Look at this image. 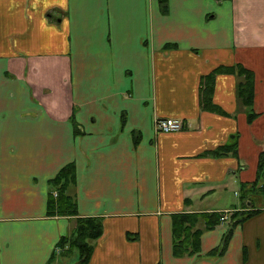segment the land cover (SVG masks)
I'll return each mask as SVG.
<instances>
[{"label": "crops", "instance_id": "obj_1", "mask_svg": "<svg viewBox=\"0 0 264 264\" xmlns=\"http://www.w3.org/2000/svg\"><path fill=\"white\" fill-rule=\"evenodd\" d=\"M166 3L0 0V264H78L59 245L78 216L49 212L70 164L66 194L103 222L87 264H264V0ZM225 211L174 254V213Z\"/></svg>", "mask_w": 264, "mask_h": 264}, {"label": "trees", "instance_id": "obj_2", "mask_svg": "<svg viewBox=\"0 0 264 264\" xmlns=\"http://www.w3.org/2000/svg\"><path fill=\"white\" fill-rule=\"evenodd\" d=\"M163 7H167L166 0H162ZM241 74L245 75V82L239 88V94L244 99L245 103L252 105L254 98V73L248 69H239ZM212 83L207 85V93L205 95V103L207 106L214 108L211 102L210 94ZM254 117V113L250 114ZM229 148V146L227 147ZM236 151V150H235ZM264 166L260 165V170H264ZM75 180V167L70 164L61 170V172L53 179V184L59 190L57 198H51L49 204V212L54 213L53 209L59 210L61 215H73L77 217V226L75 232L68 236H63L60 245L69 244L70 251L72 248H77L80 252V260L78 264H87L93 251V240L98 239L103 234V222L99 217H81L78 215L77 205L74 199L66 194V189L70 182ZM252 186V185H251ZM51 205V206H50ZM251 212L247 213V215ZM220 212H177L173 214V232H174V254L184 256L187 254H195L201 250V234L202 228L197 227L198 221L202 218L205 221V228H213L220 222ZM245 218V216L243 217ZM239 220H235L234 223ZM230 237V232L224 237L222 246L215 249L213 254L225 249L227 240ZM69 250V249H68Z\"/></svg>", "mask_w": 264, "mask_h": 264}, {"label": "built area", "instance_id": "obj_3", "mask_svg": "<svg viewBox=\"0 0 264 264\" xmlns=\"http://www.w3.org/2000/svg\"><path fill=\"white\" fill-rule=\"evenodd\" d=\"M184 125L183 119L177 117H159L155 121L156 129L161 132L179 131L183 129ZM224 218L225 216L222 217V219Z\"/></svg>", "mask_w": 264, "mask_h": 264}, {"label": "rangeland", "instance_id": "obj_4", "mask_svg": "<svg viewBox=\"0 0 264 264\" xmlns=\"http://www.w3.org/2000/svg\"><path fill=\"white\" fill-rule=\"evenodd\" d=\"M184 128V127H183ZM175 132V131H174ZM260 159H264V157H262L261 156V158ZM264 166V165H263ZM264 168V167H263ZM258 186L259 185H261V184H264V170L262 169V170H260V172H259V179H258ZM262 189H264V185H262V187H259V188H257V190L258 191H261ZM255 191H256V189H255ZM54 211H57V212H54V213H58L59 212V210H58V208L57 209H53ZM59 214V213H58ZM202 219V218H201ZM200 219V220H201ZM227 219V217L225 216V218L224 219H220V221L222 220V221H225ZM199 220V221H200ZM199 221H198V225H199ZM228 222V221H227ZM77 225V224H76ZM226 227H227V233H229L230 232V230L232 229V227H233V224H230V223H227L226 224ZM226 233V234H227ZM59 245H60V243H59ZM60 247H62L61 248V250H60V252H62L63 254H70L71 252H69L70 251V247H69V244H65L64 246H62V245H60ZM69 249V250H68ZM73 249V248H72ZM64 251V252H63ZM72 251V250H71ZM80 253V252H79ZM80 260V259H79ZM67 264H71V262H69V263H67Z\"/></svg>", "mask_w": 264, "mask_h": 264}]
</instances>
